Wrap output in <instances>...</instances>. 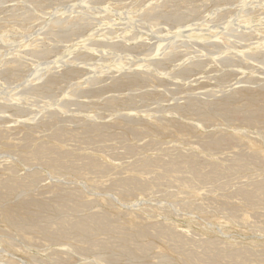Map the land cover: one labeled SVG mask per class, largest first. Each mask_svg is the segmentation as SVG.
<instances>
[{
	"label": "rangeland",
	"instance_id": "374dc122",
	"mask_svg": "<svg viewBox=\"0 0 264 264\" xmlns=\"http://www.w3.org/2000/svg\"><path fill=\"white\" fill-rule=\"evenodd\" d=\"M0 264H264V0H0Z\"/></svg>",
	"mask_w": 264,
	"mask_h": 264
}]
</instances>
